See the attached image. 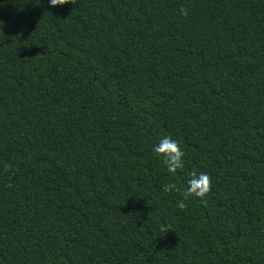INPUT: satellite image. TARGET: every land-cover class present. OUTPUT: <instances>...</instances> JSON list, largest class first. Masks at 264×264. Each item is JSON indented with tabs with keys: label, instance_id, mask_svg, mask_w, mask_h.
Segmentation results:
<instances>
[{
	"label": "trees",
	"instance_id": "trees-1",
	"mask_svg": "<svg viewBox=\"0 0 264 264\" xmlns=\"http://www.w3.org/2000/svg\"><path fill=\"white\" fill-rule=\"evenodd\" d=\"M0 21V264H264V0H0ZM192 171L212 190L181 210Z\"/></svg>",
	"mask_w": 264,
	"mask_h": 264
},
{
	"label": "clouds",
	"instance_id": "clouds-1",
	"mask_svg": "<svg viewBox=\"0 0 264 264\" xmlns=\"http://www.w3.org/2000/svg\"><path fill=\"white\" fill-rule=\"evenodd\" d=\"M77 0H50L51 6H62L65 4L75 5ZM180 13L184 16L188 15V9L181 8ZM2 22V21H0ZM154 153L160 157H163L162 163L166 166L167 171L175 174L178 169L184 167V151L181 148L180 142L174 140L170 135L164 136L160 139L158 145L154 147ZM5 171L12 168L10 164H5ZM11 186V185H9ZM212 190V179L210 175L204 172L197 173L192 171L190 177L187 180V189L182 193L183 199L178 201L177 207L181 210L187 208V203L185 202L188 197H198L204 200L206 196L211 193ZM163 191L166 193H171L173 191L180 192L181 189L176 186L175 183H167L163 187ZM206 203V200H205ZM161 232H168V228L165 225H161Z\"/></svg>",
	"mask_w": 264,
	"mask_h": 264
}]
</instances>
